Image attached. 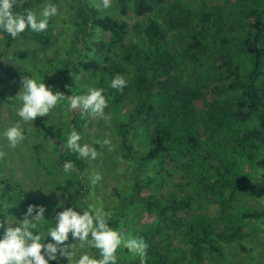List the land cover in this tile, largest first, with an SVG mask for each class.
<instances>
[{
    "label": "rangeland",
    "instance_id": "1",
    "mask_svg": "<svg viewBox=\"0 0 264 264\" xmlns=\"http://www.w3.org/2000/svg\"><path fill=\"white\" fill-rule=\"evenodd\" d=\"M51 2L58 5L59 15L50 21L53 36L51 45L46 49L36 40L22 37L8 45L5 35L0 31V131L19 119L15 112L19 107L15 97L23 75H43L46 84L59 89V72L67 66L66 62L69 63L68 84L72 89L69 95L82 94L92 86L104 88L108 106L103 114L92 115L81 109L71 110L65 99L49 116L38 117L34 123L24 125L30 131L26 132L25 140L15 148L10 147L6 140H0V149L8 164L6 169L0 164V207L7 205L9 200L10 190L1 182L7 176L19 183L26 195L48 205L45 225L38 231L46 233L47 227L54 225L49 220L51 208L54 215H58L60 209L57 205L73 206L72 201L81 197L110 217L108 227L111 231L142 238L145 231L157 224V212L149 210L146 202L136 200L126 208L127 215L121 216L119 197L131 194L136 177L146 182L142 187L143 194L154 192L159 184H151L147 179L163 167L172 171L171 181L181 188L188 181L176 173V164L169 162L167 157L147 163L125 156L114 118H128L139 103L140 95L132 88L130 80L143 74L145 67L138 61L124 62L120 43H112L108 31L94 28L85 41L79 40L76 37L75 13L71 7L74 0ZM89 2L95 5L100 0ZM132 2L128 0L126 14L121 12L117 0H110L108 9L101 8L98 11L126 20L128 27L125 41H137L143 47L147 46L145 26L152 19L158 21L167 33L176 64L170 105L139 122L134 129V151L138 157L150 146L152 122H160L167 125L174 136L194 134L197 137L200 168L196 171H199V177L208 176L202 165L204 158H207L212 163L223 162L236 176L248 174L263 183L264 169L256 164L257 159L264 157L262 140L255 138L242 148L229 141L236 130L257 126L259 120L256 116L245 121L235 118L239 91L229 89L226 73L218 69L216 54L211 47L195 48L190 44V37L199 27L203 13H219L228 37L227 49L235 62L246 70L250 67L251 58L246 50L245 39L253 18L244 13L243 7L247 4L261 7L264 0H166L143 17L134 13ZM99 42L105 43V49H100ZM18 50L26 51L27 57L16 55ZM116 64L122 67V72L113 68ZM117 74L126 80L123 90L109 87L111 79ZM261 88L264 90V81H261ZM73 127L82 132V143L95 147L98 155L95 159H85L82 168H73L70 173H64L61 153L66 149L67 133ZM106 139L109 141L107 145L103 143ZM83 177L88 179L89 186L76 183L67 189L63 188L69 179L81 180ZM164 188L165 191L172 190L173 186L166 184ZM42 189L49 194L45 195ZM78 189L80 192H77ZM229 204L236 210H262L264 196L239 192L229 200ZM193 206L195 211L210 215L222 210L220 201L214 198L205 202L199 198ZM15 217L23 219V214L19 211L10 212L0 216V220L7 218L8 223L12 224ZM235 225L242 227L239 243L227 242L225 255L207 251L199 264H264V215L243 222L236 221ZM219 231H223L222 227H219ZM157 239L163 241L161 236ZM75 244L78 246L80 241H75ZM163 246L167 251L173 249V256L184 257L186 254L190 258L189 245L182 236L164 241ZM81 251H88L93 258H98L90 249ZM137 257L126 248L118 249L114 255L116 264H128ZM62 263L67 264L66 261ZM186 263L191 264L190 261Z\"/></svg>",
    "mask_w": 264,
    "mask_h": 264
},
{
    "label": "trees",
    "instance_id": "2",
    "mask_svg": "<svg viewBox=\"0 0 264 264\" xmlns=\"http://www.w3.org/2000/svg\"><path fill=\"white\" fill-rule=\"evenodd\" d=\"M45 1L17 0L15 10L22 11L24 8H32L39 11ZM117 1L121 12L126 14L128 0ZM165 2L166 0H133L132 5L134 13L143 17ZM71 7L75 13L76 37L79 40L85 41L90 30L94 28L108 31L111 33L112 43L113 41L120 43L124 62L138 61L145 67L143 74L130 80L132 88L140 95L139 103L128 118H114V125L122 142L125 156L147 163L158 161L160 157H167L169 162L176 164V173L182 175V179L187 178L188 180L185 187L181 188L171 181L172 171L163 167L147 179V182L151 184H159L154 192L148 195L143 194L142 187L146 182L136 177L131 194L119 197L121 216L127 215L126 208L136 200L146 202L149 210H155L158 214L157 224L142 234V238L148 245L146 255L139 256L128 264H189L186 263L189 261L191 264L194 262L199 264L207 251L212 254L225 255L227 242L239 243L242 237V227L235 225V222H243L246 219L264 215V209L236 210L229 204V200L239 192L257 197L264 196V182L256 181L248 174L236 176L223 162L212 163L207 161V158H204L202 165L208 172V176L199 177V171H196L200 168L197 160L199 150L197 137L194 134L174 136L170 128L160 122H152L154 124L150 130V146L144 154L138 157L134 151L136 125L153 116L157 110L167 108L172 99L171 89L175 81L176 64L167 33L158 21L150 20L144 28L147 46L143 47L137 41H125L124 37L128 27L126 20L100 13L89 0H74ZM243 10L248 17L253 18L250 31L245 39L246 50L251 58L250 67L246 70L235 62L232 53L227 49L228 37L225 33L224 21L219 13H203L199 27L190 37V44L195 48L211 47L216 54L215 61L218 69L226 73L229 89L239 91L234 110L235 118L245 121L256 116L259 120L257 126L239 129L231 134L230 143L241 148L247 146L255 138L261 139L264 144V90L261 88V81H264V5L256 7L247 4ZM3 34L8 45H11L18 37H22L36 40L44 49L51 45L53 36L51 23L49 28L42 33L25 31L15 39L6 33ZM98 44L101 50L105 49V43L99 42ZM15 54L23 58L28 55L22 50L16 51ZM66 63L67 66L60 69L58 87L67 97L72 93V89L68 84L69 63ZM113 68L119 73L122 72L120 65L116 64ZM0 152H2L1 149ZM61 157L64 162L71 160L74 169L82 168L85 160L79 159L76 153L67 149L62 151ZM6 160V156H0V164L4 169L8 168ZM256 164L264 169V157L257 159ZM1 182L10 190V195L8 204L0 207V216L15 211L23 214L27 206L33 203L48 206L40 199L26 195L21 185L12 178L3 177ZM76 183L89 186L88 179L83 177L81 180L69 179L63 188L67 189ZM166 184L172 185V190L165 191ZM77 192H80V189ZM197 198H200L201 202L209 198L218 199L222 210L215 215L204 211L197 212L193 206ZM72 203L78 209L88 210L89 204L81 197L75 198ZM49 220L54 224L55 215L52 208ZM219 227H222L223 231H219ZM158 236L163 237V241L158 240ZM174 236H182L187 242L191 259L186 254L184 257L173 256V249L164 250V241H170Z\"/></svg>",
    "mask_w": 264,
    "mask_h": 264
},
{
    "label": "clouds",
    "instance_id": "3",
    "mask_svg": "<svg viewBox=\"0 0 264 264\" xmlns=\"http://www.w3.org/2000/svg\"><path fill=\"white\" fill-rule=\"evenodd\" d=\"M17 0H0V31L13 39L25 31L34 33L45 32L53 17L59 15L57 4L46 0L39 11L24 8L16 11ZM97 10L108 9L110 0L95 3ZM109 87L123 90L125 78L117 74ZM105 89L88 87L82 94L65 95L56 86L45 83L43 75H23L20 90L15 100L19 107L15 109L19 117L11 126L0 131V140H6L10 147L15 148L26 138L24 125L34 123L38 117L49 116L56 106L67 99L71 110L81 109L85 113L101 115L108 106ZM49 124V122L47 121ZM105 145L109 144L106 139ZM64 147L76 153L79 159H95L98 155L95 147L82 143V132L75 127L67 133ZM4 153L0 152V156ZM73 162L63 163L64 173H70ZM99 179V177H97ZM45 195L49 192L43 190ZM60 209L55 214L53 226L46 233L38 231L45 225L47 207L43 204H29L23 212V219L15 217V222L8 219L0 220V264H116L114 255L120 248H126L140 257L146 255L148 248L143 238L126 236L123 232L116 233L109 229L110 217L93 204L88 210H80L75 206L57 205ZM71 238V243H69ZM75 241H80L77 246ZM94 251L98 258H93L88 251Z\"/></svg>",
    "mask_w": 264,
    "mask_h": 264
}]
</instances>
